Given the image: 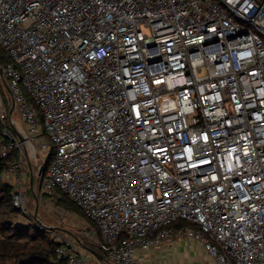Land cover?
<instances>
[{
    "label": "built area",
    "instance_id": "2783aa9c",
    "mask_svg": "<svg viewBox=\"0 0 264 264\" xmlns=\"http://www.w3.org/2000/svg\"><path fill=\"white\" fill-rule=\"evenodd\" d=\"M0 48L12 203L35 164L104 256L57 234L65 264H143L176 226L264 264V0H0Z\"/></svg>",
    "mask_w": 264,
    "mask_h": 264
},
{
    "label": "trees",
    "instance_id": "16d2710c",
    "mask_svg": "<svg viewBox=\"0 0 264 264\" xmlns=\"http://www.w3.org/2000/svg\"><path fill=\"white\" fill-rule=\"evenodd\" d=\"M7 62L8 57L0 48V65L3 67ZM6 166L7 160L0 158V264H65L56 255L57 233L32 225L19 226L12 221L19 209L12 203V187L2 179ZM57 204L81 215L90 224L73 203L59 201Z\"/></svg>",
    "mask_w": 264,
    "mask_h": 264
},
{
    "label": "rangeland",
    "instance_id": "374dc122",
    "mask_svg": "<svg viewBox=\"0 0 264 264\" xmlns=\"http://www.w3.org/2000/svg\"><path fill=\"white\" fill-rule=\"evenodd\" d=\"M0 77V98L4 100L6 109L10 111L13 107L11 95L7 89V86ZM13 117L20 121L18 113L14 110ZM39 168L43 167L45 164L44 158L41 156V152L38 153L37 157ZM34 164V171L37 170ZM33 171L34 182L33 190L31 189L30 180L31 175H28L27 185L25 187L24 194V205L22 209H19V213L16 216H12V221L19 226L32 225L33 227H42L52 233H57L62 235L68 240H73L82 244L86 247H92V244L88 240H83L81 234H85L90 228V224L87 223L85 219L71 209H66L61 205H58L56 201H53L46 196L40 194V180L36 175V171ZM38 171V170H37ZM2 179L5 183L8 184V178L2 176ZM36 198L39 200V210L36 215ZM56 234V235H57ZM78 239H76V238ZM90 257L91 255L88 254ZM162 260H165L163 257Z\"/></svg>",
    "mask_w": 264,
    "mask_h": 264
},
{
    "label": "crops",
    "instance_id": "0c3cea01",
    "mask_svg": "<svg viewBox=\"0 0 264 264\" xmlns=\"http://www.w3.org/2000/svg\"><path fill=\"white\" fill-rule=\"evenodd\" d=\"M176 226L173 238L161 247H155L141 256L143 264H208L210 258L201 243L189 239ZM88 254L91 256L89 257ZM88 251L87 257L92 260ZM165 260H162V258Z\"/></svg>",
    "mask_w": 264,
    "mask_h": 264
},
{
    "label": "water",
    "instance_id": "95a60500",
    "mask_svg": "<svg viewBox=\"0 0 264 264\" xmlns=\"http://www.w3.org/2000/svg\"><path fill=\"white\" fill-rule=\"evenodd\" d=\"M0 77L2 78V80H4V76H3V72H2V66L0 65ZM5 82V81H4ZM8 89V88H7ZM10 95H11V92L10 90L8 89ZM13 111H14V104H13V107L12 109L10 110L9 114H10V117L12 116L13 114ZM47 164V161L45 163V165ZM45 165L40 169L39 171V175H42V173L44 172L45 170ZM30 175H31V180H30V185H31V189L33 190V182H34V174H33V171L31 170L30 171ZM36 215L35 217H37V212L39 210V200L36 198ZM76 238V237H75ZM78 239V238H76ZM84 248H86L89 252L93 253L94 255H96L99 259L103 260L104 259V256L100 255L97 251H95L94 249H91L89 247H86L84 246Z\"/></svg>",
    "mask_w": 264,
    "mask_h": 264
}]
</instances>
